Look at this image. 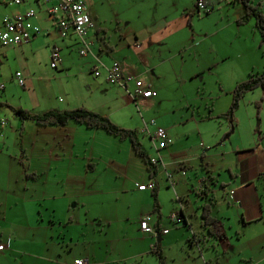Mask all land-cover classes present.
<instances>
[{"label":"rangeland","instance_id":"1","mask_svg":"<svg viewBox=\"0 0 264 264\" xmlns=\"http://www.w3.org/2000/svg\"><path fill=\"white\" fill-rule=\"evenodd\" d=\"M206 2L212 6L210 12L191 15L189 27L184 19L176 17L187 15L193 6L195 9L196 0H86L95 28H98V42L103 39L112 47L109 55L101 57L102 62L111 66L116 60L121 70L137 75L144 84L149 79L156 81L161 106L154 102L143 104L140 100L134 105L121 87L115 88V104L122 106L129 102L123 110L126 117L130 118L136 111L138 119L141 113L146 119L160 121L167 129L169 118L163 114L175 108L192 110L203 121L199 130L211 134V140L191 138L188 142L176 143V150L164 159L170 172L178 171L177 176L182 177H178L177 193L185 200L182 204L191 218L193 233L201 238L199 243L188 239L191 237L189 226L171 219L173 212L180 211L179 202L171 188L161 185L160 222L168 234L161 236L155 245L157 237L143 233L139 224V219L152 211L150 191L139 192L134 183L147 182L146 166L134 154L130 142H125L124 148L116 141L108 145V152L101 153L102 158L96 157V145L89 135L77 142L78 159H72L64 148V152L59 150V160H53L34 181H26L23 173L15 189L5 191L7 189L0 186L2 197L16 191L14 197L1 199L0 238L10 233V237L18 239L15 249L35 252L39 256L38 264H57L56 261L72 264L75 257L87 260L86 264H264V90L257 88L243 97L235 113L232 133L226 119L218 117L228 108L230 87L234 82L264 69V37L255 28L254 18L237 25L241 6L236 0ZM253 2L259 3L264 13V0ZM32 7L38 10L37 5ZM17 8L13 0H0V28L3 17L14 15ZM169 18H175L174 25L178 24L180 29L162 45L150 42L143 51L130 47V36L146 33L148 29H151L149 33L163 31L161 28ZM48 38L49 35H42L32 42L25 58L31 72H36L40 78L34 82L40 98L57 100L63 91H76L73 77L76 71L71 70L80 67L83 58L74 52V68L52 69L44 45ZM35 43L37 48L33 50ZM138 51H142L139 56L136 55ZM166 56L172 58L166 74L162 66L152 68ZM1 61L3 75L0 79H4L7 91L12 94L9 102L29 107L32 97L27 94L28 87L23 89L14 80L16 70L21 68L20 62L12 52L7 60L2 56ZM196 61L204 66L199 73L194 71ZM180 69L185 81H178ZM99 80L106 87L103 75ZM2 93L0 90V99ZM0 114L5 121L6 144L19 154L18 147L22 146L23 152L33 156L35 132L27 129L20 135V120L5 106L0 107ZM180 129L175 126L173 135L176 136ZM141 139L147 148L148 139L142 136ZM247 148L253 151L241 157L243 149ZM247 155H254L261 172L250 184L243 186L237 163ZM182 161L186 166L190 163L194 169L189 171L191 181L181 176ZM90 164L94 167L92 172L88 170ZM206 167L217 181L213 214L225 228L223 243L210 239L200 226L198 206L204 200L191 191L192 186L196 187L194 173L205 176ZM77 171L80 176L75 180ZM222 183L225 190L220 188ZM230 189L237 191L240 205L228 204ZM152 216L154 219L157 214ZM1 243L8 246L5 240ZM157 248L161 250L162 259L150 252ZM24 258L30 260L31 256ZM0 264L18 263L0 254Z\"/></svg>","mask_w":264,"mask_h":264},{"label":"crops","instance_id":"2","mask_svg":"<svg viewBox=\"0 0 264 264\" xmlns=\"http://www.w3.org/2000/svg\"><path fill=\"white\" fill-rule=\"evenodd\" d=\"M56 2H57V0H26L24 2L19 3L17 11L15 13H13L14 15L24 13L30 8L35 9L34 7H32L33 5L38 6V10L35 9V15L31 18V22H32L33 26L36 29H39L40 31L38 33H36L28 42H25V43H22V44L16 45V46H9V47L0 46V59H2V56H3L4 59L7 60L9 53L12 52L14 57H15V60H18L20 62L21 68H19L20 70H16V72L23 70L22 75H24L23 77L25 78V86H20L17 83L15 75H14V80L16 81L17 85L22 87L23 89H25V87H28L27 88V94H28V96L32 97V102H30L29 107L23 106L21 104H19V105L16 104V106L26 108V109L34 112V113H39V114L43 113L47 110H51V109L52 110H63L66 108H74V107H84V108L93 110L97 113L108 116L115 124H117L120 127L135 130L136 133L138 134V137H139V140L142 144V147L146 151L148 156L150 158L158 157L157 151L152 147L149 133H153L155 131L156 127H163L162 124L160 123V121H159V123H160L159 124L155 118L146 119V118H144V116L141 113H139L140 119H138L136 111L134 112V115H131L130 118H127L126 114L123 110H124L126 105H129V102L122 105V106H117L115 104V98L116 97L113 93L115 88L117 86H119L127 93V94L124 93L127 97L129 95L128 99L130 98V101L134 105H136L137 102L140 100L143 104L154 102L158 106H161L162 102L160 100H158L159 93L157 91L156 81L154 79L153 80L149 79V82H145V84L142 82L143 86L145 88H150V89L156 91L155 96L147 97V98H145L139 94H136L134 92L135 85H134L133 81L128 82L126 85L118 84V83H111V82L107 81L106 72H107V68H109L110 66L104 64L102 62L101 57L109 55L110 51L112 50V47L109 46L103 39L101 40V42H98L99 33H98V28H95L96 27L95 24L92 28H89L88 33H87V38L92 43L90 46V51L86 55H81L83 58L82 59V65L78 68L71 70V71H76V73L73 76L74 79L76 80L75 81L76 91L75 92H72L70 90L63 91L62 97H60L57 100H55V99L54 100H46L44 98H40V96H39V94L36 91L35 86H34V82H37L40 78L38 75H36V72H31L30 68L27 65V60L25 58L26 53L28 51H30V49L33 46L32 42H34L38 37H40L42 35L43 36H46V35L50 36V38L46 39V41L44 43V45L46 46L47 57L49 58V66H50V62H51L50 54H51V50L53 47H57L59 49V53H60V57H61V60L58 63V66L55 70H64V69L68 70L70 68H74L75 64L73 63V59H72L73 53L77 52L79 54V49L82 46V42L76 36L72 27H70L67 30V35L65 37H61L59 28L56 26V24L54 22L55 20L48 13V8L51 5L56 4ZM87 9H88V7H87ZM193 9H194V6H193L192 10L187 15H184L181 17H176V18L184 19L186 21L187 26L191 27V25L188 23V21L190 22V20L188 19V16L196 14L194 12L195 10H193ZM89 14H90V12H89ZM90 16H91V14H90ZM91 19H92V16H91ZM174 22H175V18H169L161 28V29H163V31H160V32H157V30H153L151 33H149V31L151 29H148V30H146V33H144V31L135 33L134 35L130 36V38H131V40L129 42L130 47H132L133 49H136V50H142L143 51L144 49H146L148 47L147 45H149L150 42H155V43L158 42V43H160V45H162L164 43V41L169 36H173L175 34L176 29H178V30L180 29L178 24L174 25ZM94 28H95V31H94ZM188 32L190 33V35L192 34L191 29H188ZM176 39H174V40H176ZM170 42L172 43L173 40ZM96 44H98L97 47H96ZM36 48H37V46L35 43L33 50H36ZM142 51H138V53L137 54L135 53V54L137 56H139V55H141ZM170 53H171V51L169 50L168 54H170ZM132 54H134V53H132ZM79 56H80V54H79ZM169 58H170V56H166L165 58L158 60V63L156 65H154L152 68L155 69V67L162 66L161 70L164 74H166L168 69H170L169 68L170 64L168 62L172 59V58H170V59ZM115 62H117V61L114 60L113 63H115ZM1 64H2V61H1ZM1 64H0V67H1ZM195 64L196 65H195L194 71L196 73H199V71L204 69V66L200 65V63H198L197 61ZM121 72L125 76L126 75L132 76V74L124 72L123 70H121ZM183 73L184 72L182 69H180L177 72L178 81H181V80L185 81V79L183 78ZM2 75H3L2 70H0V76H2ZM78 75H80V77ZM101 75H103L105 82H107L106 87H104L101 83V80H99V77ZM133 76L138 79L137 75H133ZM0 82L4 84V88L2 89L3 93H2L0 101L1 102H7V103L12 105V103H10L8 100L9 95H12V94H10V92L7 91V89H6L7 83L4 81V79L3 80L0 79ZM235 83H238V82H234V84ZM233 85L230 87L231 90L234 88V86L236 84L234 86ZM256 89H254V90H256ZM231 90H230V92H231ZM13 106H15V105H13ZM0 107H4V106H0ZM222 113H220V114H222ZM165 115H168L169 123H168V125H166L167 129H165V127H163V128L166 130L168 137L170 139L172 137V139H171V143L169 145H167L166 147L159 150V155H160L161 161L163 162L164 165H162L160 163L156 164V170H157L156 175H153L151 177L149 172H148L147 182H145V183L134 182V183H135V187L138 189V187H137L138 184H147L151 180H153L155 182V185H156L155 188L157 189V200H158V196L160 199V187H161V185H167L166 187L171 188L173 190V193L177 196L176 197L177 202L184 203L185 202L184 198L181 197L177 193V186L179 184V181H178L179 176H177L176 173L178 171H176V173H174V174L172 172H170V170L167 167L166 162H164V159L166 160L168 158V156L176 150V146H175L176 143L188 142V141H190L191 138H195V140L201 139V141H202V138L211 140V138H210L211 134L208 133L206 135L207 130L206 131L204 129L201 131L199 130L198 126L200 124H202L203 121L200 117L197 118L193 114L192 110L191 111H189V110L183 111L182 109L175 108L174 111H172L168 114H163L162 116L164 117ZM1 117H2V114H0V120H3ZM151 120H153L155 124H151V122H150ZM19 122L20 123H18V125L19 124L20 125L18 127V130H20L19 128L21 126V121H19ZM189 122H191L192 126L190 124V126H187L186 128L185 127L182 128V126L184 124H187ZM144 124H146V126L148 127L149 132H143L142 131ZM227 125H228V123H227ZM175 126L181 127V129L178 131L176 136H174L172 133V131H174ZM0 128H1V126H0ZM27 129L35 132L33 143H36V144L32 146L33 151L35 153L33 156L31 154H28L26 151L23 152L22 146L18 147V149H20L19 151L21 154L14 151L10 145L6 144L7 139H5V136L3 134H2V136H0V138H1L0 139V180H1L0 186L3 188H6L7 190H5V191H8L10 189H15L14 186L23 177V173H24V178L26 179V181H30V180L34 181L39 173L45 172V169L50 166V164L52 163L53 160H56V161L59 160V154H58L59 150L64 152V148H67L68 151L70 152L72 159H74V160L78 159V156L76 155L77 154V152H76L77 142L79 139L84 138V136L89 135L88 138L92 139L93 143L96 145V150H97L96 155H98L96 157H98V158L103 157V154H101V153H106L109 151L107 148V147H109L108 145H113V143L117 141V142H121L119 144H121L124 147L125 142H130L129 140H121L118 137H115V136L107 133L103 129L87 128L83 124H79V123L72 121V120H70L66 125H63V126H56V125L41 126V125H37L35 122H33L31 120H25L23 122V130L22 131H26ZM4 132L7 133L6 129L3 127L2 133H4ZM141 136L146 137L148 139L149 145L147 148L145 147V144H144L143 140L141 139ZM19 137L21 138L20 135H19ZM201 141H199V145L202 146L203 144ZM132 150H133V148H132ZM243 150L245 152L244 153L242 152L240 154L241 157L246 155V153L248 154L250 151H253V150H248V148L243 149ZM90 152H91V149H90ZM134 154H135V152H134ZM136 156L139 157L138 155H136ZM92 157H94V156H92ZM18 159H20L21 163L19 162ZM34 159H35V161H34ZM184 162L185 161L180 162V165L183 164L184 166H186L184 164ZM187 164L188 165L186 166V168H187L186 172L184 175L181 173V176L187 178L188 181H191L189 171H191V170L193 171L194 169L192 168V165L190 163H187ZM144 165H145V163H144ZM25 167L27 168L26 170H25ZM237 167L240 170L239 176L241 179V185H243V186H247L248 184H250V182L253 179L257 178V173L261 172L260 170L258 171L259 164L257 163V159H254V155H247V157L240 159L239 162L237 163ZM22 169H23V171H22ZM88 170L91 172L94 170V167L92 164L89 165ZM146 170H147V168H146ZM25 172L34 173L35 175H34V177H27L25 175ZM84 172H86V169H84ZM18 173H19V176H18ZM167 173H169L171 175V180L174 182L173 186L169 183ZM206 173L207 174L205 176H201V175L199 176L197 173H194V177L196 178V187L192 186V189H191L192 193L196 194L194 192V190L200 186L204 189V187H203V185H204L207 187V189L212 190L213 196H214V190L216 188V186H214V185L217 184V181L214 183V180H210L208 178V175L211 174V176H213V174L211 173V170H209L207 167H206ZM196 174H197V176H196ZM230 174L232 177L233 173L230 172ZM235 175H236V173H235ZM79 176H80V174L77 171V176L75 177V180L78 179ZM179 178H182V177H179ZM203 178H206V180H203ZM202 180L204 181L203 185H202ZM222 184L224 186L220 185V188L224 189L225 184L224 183H222ZM205 190H206V188H205ZM230 190H234V189H230ZM145 191H148V192L150 191V194L152 197V189L148 188L145 190H139V192H145ZM234 192H235V198L237 200H240V197L238 196L237 191L234 190ZM15 195H16V191L14 192V194H11V195L5 194L4 197L6 200H8L9 196L14 197ZM210 195L211 194H209V196ZM4 197L0 196V204L2 203L1 199ZM198 197L201 198L202 200H204L201 203L206 202V198L200 197V196H198ZM152 200H153V198H152ZM186 202H187V200H186ZM229 202H232V204L233 203L236 204L234 202V200H230V201L228 200V204H230ZM158 203H159V201H158ZM240 204H241V200H240V203L238 205H240ZM198 208H199V206H198ZM180 212L184 215L183 223L186 221L184 224L190 227L191 237L188 239H192V233L195 231L192 228L191 218H190V216H188L189 215L188 212H186L184 210L183 204L180 207ZM152 214H154V213L151 212V213L145 214V215L150 216V224L152 226H154L155 229H157L158 231L166 230V229L162 228V224L160 222L161 217L159 218L157 216L153 219ZM199 214H200V209H199ZM212 214H213V211H212ZM218 220L221 223L222 230L224 232L223 238L221 240H218V241H219V243H223L222 240L225 239V235H226L225 234V228H224L221 220L220 219H218ZM199 223H200V218H199ZM200 226H201V224H200ZM166 234H168V232ZM9 235H10V233L7 234V237L2 236V238H0V243H1V240H5L7 242V245H8L7 247L5 246V249L0 252L1 256L3 258L13 259L18 264H38L36 262V259H38L39 256L35 252L30 251V250L29 251L31 253L30 252L27 253V252H22L19 249H15V245H16L15 242H17L18 239L14 238V237H10ZM163 235H165V234H158L155 237H157V240L158 239L161 240V236H163ZM196 238L201 240V238L198 235H196ZM192 242L196 243V241H193V239H192ZM198 247H199V245H198ZM199 248H201V247H199ZM24 256H31V259L26 260L24 258ZM78 259H82V258H78V257L73 258L72 264H75V261ZM19 261H20V263H19ZM55 263L62 264V262H59V261H56ZM88 264H89V262H88Z\"/></svg>","mask_w":264,"mask_h":264},{"label":"trees","instance_id":"3","mask_svg":"<svg viewBox=\"0 0 264 264\" xmlns=\"http://www.w3.org/2000/svg\"><path fill=\"white\" fill-rule=\"evenodd\" d=\"M197 1L198 0H196V3ZM236 2L241 6V14L236 19L237 25L245 24L249 22L252 18H254L255 28L260 33V36L263 38L264 37V13L260 9V4L254 3L253 0H236ZM196 3H195V9L193 10H195L194 11L195 13L200 14L201 11L197 10ZM210 10L203 11V12L208 13L210 12ZM188 19L190 20V15L188 16ZM188 23L190 24L189 21ZM0 64H1V59H0ZM256 88H262V90H264V69L260 72L249 73L248 77L245 80L236 83L234 88L231 90L230 104L227 110L218 116L219 118L226 119L228 126L230 128V131H229L230 133H232L233 131L235 113L240 107V103H241L243 96L246 93L251 92ZM0 106L7 107L11 111V113L21 121V126L19 128L20 135L22 134L23 122L25 120H31L35 122L37 125H41V126H48V125L63 126V125H66L70 120H72L79 124H83L87 128L103 129L107 133L115 137H118L121 140H129L131 142V145H132V148L135 154L138 155L145 163L150 176L152 177L153 175H156V172H157L156 164L151 163L150 157L148 156L146 151L143 149L136 131L118 126L106 115L97 113L93 110H90L84 107L66 108L63 110H52L51 109V110H47L39 114V113H34L20 106H13L7 102L0 101ZM2 128L3 126L0 128V136H2L3 134ZM255 130H257V128H255ZM242 152L244 153L245 151H242ZM18 160L21 163L20 159ZM181 168H185V166L181 165L180 169ZM26 169L27 168L25 167V170ZM25 175L27 177H34L35 174L25 172ZM208 178L210 180H214V183L216 182L215 177L211 176V174L208 175ZM203 180H206V178H203ZM203 180H202V185L204 184ZM155 186L156 185L154 182V188L152 189L153 206H152L151 212L156 213L157 216L160 218L161 217L160 205L157 200V189L155 188ZM221 186H224V185L221 184ZM203 187L204 189L202 190V194H204V198H206V202H203L199 205L200 224H201V227L207 232L208 237L210 239L216 240L217 242L218 240H221L223 238L224 232L222 230L221 223L212 214L213 207L215 205V199L213 196V192L212 190L207 189L206 186L203 185ZM209 194L211 195L209 196ZM197 195L200 196L199 194ZM179 217L181 221L183 222L184 215L181 212L179 213ZM159 241L160 239L156 240L155 245H157ZM212 246L214 247V245ZM199 247H201V245H199ZM150 252L154 253L158 258L162 259L161 250L159 248L155 250L151 249Z\"/></svg>","mask_w":264,"mask_h":264},{"label":"built area","instance_id":"4","mask_svg":"<svg viewBox=\"0 0 264 264\" xmlns=\"http://www.w3.org/2000/svg\"><path fill=\"white\" fill-rule=\"evenodd\" d=\"M26 0H13V3L19 4ZM198 11H208L212 7L205 0H198L196 3ZM49 15L55 20L56 26L59 28L61 37L67 35V30L72 27L76 36L82 42V46L79 49L80 55H86L90 51L91 41L87 38V33L89 28L94 26V22L87 9V4L85 0H57L56 4L51 5L48 8ZM35 15V10L33 8L28 9L26 12L16 15H5L2 19V26L0 28V46L9 47L16 46L22 43L28 42L36 33L40 30L36 29L31 18ZM51 62L50 66L56 69L58 63L61 60L59 49L53 47L50 54ZM15 78L20 86H25V78L20 71L15 73ZM106 79L111 83H118L126 85L128 82L133 81L135 88L134 92L145 98L152 97L156 95V91L150 88H145L141 80L137 79L131 75H123L121 68L117 62L113 63L109 68H107ZM4 88V84L0 82V90ZM151 124H155L153 120L150 121ZM5 121L0 120V126H4ZM143 132H149L148 127L144 124L142 129ZM152 147L157 151V156L155 158H150L151 163L163 164L161 157L159 155V150L166 147L171 143V139L168 137L166 130L163 127H156L153 133H149ZM181 173L185 174V169L181 168ZM169 183L173 186L174 182L171 180V175L167 173ZM139 190L153 189L154 181L151 180L147 184H138ZM203 188L200 186L195 189V193L199 194L200 197H204L202 194ZM228 196L230 200H234L236 204L240 203V200L235 198L234 190H229ZM179 206L182 203L179 202ZM180 213V211H179ZM178 212H173L171 214V219L177 223L181 222ZM140 229L145 234L158 235L166 234L168 230L158 231L154 226L150 224V216L144 215L139 220ZM5 249V246L0 243V252ZM87 260L78 259L75 264H86Z\"/></svg>","mask_w":264,"mask_h":264},{"label":"water","instance_id":"5","mask_svg":"<svg viewBox=\"0 0 264 264\" xmlns=\"http://www.w3.org/2000/svg\"><path fill=\"white\" fill-rule=\"evenodd\" d=\"M192 239L193 241H196V243H199L198 239L196 238V235L194 233H192Z\"/></svg>","mask_w":264,"mask_h":264}]
</instances>
